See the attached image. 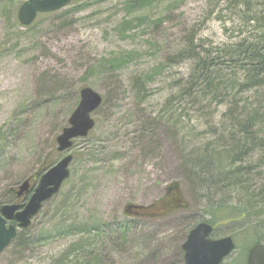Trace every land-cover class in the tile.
<instances>
[{
  "label": "rangeland",
  "instance_id": "obj_1",
  "mask_svg": "<svg viewBox=\"0 0 264 264\" xmlns=\"http://www.w3.org/2000/svg\"><path fill=\"white\" fill-rule=\"evenodd\" d=\"M11 1L5 10L0 4V202L45 161L60 158L56 138L69 125L82 87L108 102L93 114L89 136L69 150L75 157L68 180L29 227L19 228L20 239L4 249L0 264H182L190 228L210 215L207 197L185 172V156L218 144L231 105L213 94L183 98L192 61L168 65L167 59L190 43L221 47L247 35L246 6L73 0L26 27L17 11L27 0ZM110 56L129 58L117 70L98 67ZM252 160L264 172V149ZM175 182L182 206L160 216L126 212L129 204L159 201ZM171 198L176 205L177 194ZM248 223L216 227L235 234L243 263L254 240L249 233L243 239Z\"/></svg>",
  "mask_w": 264,
  "mask_h": 264
},
{
  "label": "trees",
  "instance_id": "obj_2",
  "mask_svg": "<svg viewBox=\"0 0 264 264\" xmlns=\"http://www.w3.org/2000/svg\"><path fill=\"white\" fill-rule=\"evenodd\" d=\"M152 1L136 2L138 7H145ZM10 2L13 3L11 0H0L2 10ZM230 2L232 5L246 6L243 20L252 27L247 35L221 47H208L203 42L198 45L190 43L171 55L167 62L173 65L192 61L188 86L181 92L183 98L190 94H200V97L213 94L216 99H227L231 105L223 113L229 122L223 121L226 130L218 144L195 147L185 156V172L202 196L207 197L206 211L210 214L209 218L197 220L190 229L197 223L207 221L214 226V235H217L221 234L216 229L218 224L228 225L250 219L243 231L245 240H248V233L252 234L254 240L251 247L264 241V172L262 162L256 165L252 160L257 151L264 149V13L260 10V7H264V1ZM127 58H103L98 67L117 70L126 65ZM163 70L158 69L159 72ZM107 102L104 98L102 106ZM56 154L61 159L60 153L56 151ZM56 161H45L35 172L44 173ZM15 189H9L0 207L19 200ZM30 195L31 192L24 198L28 199ZM20 237L23 238V235L20 234ZM16 239L20 238L16 236L14 241ZM23 242H26V238L17 241L20 245Z\"/></svg>",
  "mask_w": 264,
  "mask_h": 264
},
{
  "label": "water",
  "instance_id": "obj_3",
  "mask_svg": "<svg viewBox=\"0 0 264 264\" xmlns=\"http://www.w3.org/2000/svg\"><path fill=\"white\" fill-rule=\"evenodd\" d=\"M73 0H27L18 9V20L28 27L36 20L39 13H50L61 11ZM80 102L72 113L67 125L56 138L58 151L67 153L56 165L51 166L43 173L39 179L38 172L30 178L24 180L18 189V197L22 199L26 193L32 192L30 198L24 203L22 201L8 204L4 203L0 207V254L14 240L18 233V228H27L32 223L34 217L43 208L45 202L59 193L62 185L68 180L71 170L69 168L74 156L69 152L74 146V141L80 137H88L89 132L95 127L96 121L93 114L103 105V95L93 88L82 87L80 91ZM31 180L34 187H31ZM38 181V183H37ZM167 192L177 194V202L174 205L170 199L169 212L172 206H182V200L178 197L180 186L177 182L167 188ZM167 197L164 196L165 199ZM176 197V196H175ZM147 207L142 205H127L128 215L141 214L142 209ZM214 229L209 222H200L191 229L184 244L185 263L184 264H221L222 260L229 256L236 247L232 236L211 239ZM248 264H264V243L256 244L252 247L248 256Z\"/></svg>",
  "mask_w": 264,
  "mask_h": 264
},
{
  "label": "flooded vegetation",
  "instance_id": "obj_4",
  "mask_svg": "<svg viewBox=\"0 0 264 264\" xmlns=\"http://www.w3.org/2000/svg\"><path fill=\"white\" fill-rule=\"evenodd\" d=\"M16 191V189H15ZM167 197L164 199V198H161L162 200L160 202H155L152 204V206H150L148 209L144 210L142 209L140 212L141 214H147V215H156V216H160V214H164L166 213V211L168 210V206H169V203H170V199H171V195H175L174 192H167ZM25 196V195H24ZM19 199V198H18ZM24 201V197L23 199H21V201ZM20 201V200H18ZM22 201V202H23ZM232 236L233 240H235V244H236V247L235 249L233 250V252L227 256L226 258H224L221 262V264H248V256H249V253L251 252V249L254 245H256L257 243L255 244H252L251 247H247V253H246V257H245V263L243 262H239V257L241 256V253L243 252V247L241 246V244L238 243V241L235 239V236L231 235ZM211 239L213 240H218V238H223V237H227V235H222V234H217V235H214L212 234L211 236ZM244 239V238H243ZM187 240V237L184 239V243L181 245V248H180V253H181V257H182V264L185 263V250H184V244H185V241ZM264 242V241H263ZM262 242V243H263ZM239 250L241 251L240 254H237V252H239Z\"/></svg>",
  "mask_w": 264,
  "mask_h": 264
}]
</instances>
